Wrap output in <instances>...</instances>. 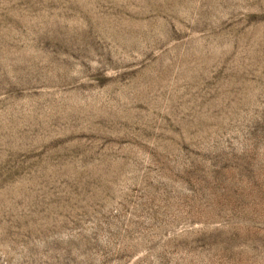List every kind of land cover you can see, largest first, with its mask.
Listing matches in <instances>:
<instances>
[{"label": "rangeland", "instance_id": "1", "mask_svg": "<svg viewBox=\"0 0 264 264\" xmlns=\"http://www.w3.org/2000/svg\"><path fill=\"white\" fill-rule=\"evenodd\" d=\"M0 264H264V0H0Z\"/></svg>", "mask_w": 264, "mask_h": 264}]
</instances>
